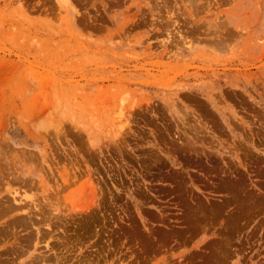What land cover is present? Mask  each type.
I'll return each instance as SVG.
<instances>
[{
  "label": "rangeland",
  "instance_id": "1",
  "mask_svg": "<svg viewBox=\"0 0 264 264\" xmlns=\"http://www.w3.org/2000/svg\"><path fill=\"white\" fill-rule=\"evenodd\" d=\"M0 264H264V0H0Z\"/></svg>",
  "mask_w": 264,
  "mask_h": 264
}]
</instances>
